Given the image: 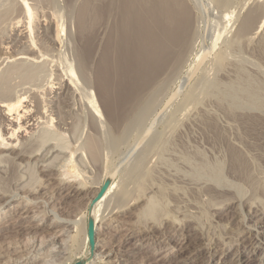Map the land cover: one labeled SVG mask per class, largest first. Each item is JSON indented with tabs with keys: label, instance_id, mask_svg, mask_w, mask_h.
I'll return each mask as SVG.
<instances>
[{
	"label": "rangeland",
	"instance_id": "obj_1",
	"mask_svg": "<svg viewBox=\"0 0 264 264\" xmlns=\"http://www.w3.org/2000/svg\"><path fill=\"white\" fill-rule=\"evenodd\" d=\"M26 1L34 13L31 34L22 0H0V104L17 96L32 106L34 98L44 100V117L51 114L54 120L52 128L44 118L29 134L16 133L25 149L46 145L37 156H23L18 145L0 149V187L9 190L0 195V264H264V151L244 133L250 115H264V23L258 29L257 19L252 32L244 31L261 0H176L177 9L187 13V45L117 128L94 89L93 70L107 36L114 42L119 37L118 0H108L110 14L93 28V51L83 67L77 14L87 5L96 10L104 0ZM145 8L138 7L139 14ZM57 29L62 30L56 40ZM201 44L212 49L198 65ZM30 51L36 53L33 62L5 59ZM200 73L204 86L196 82ZM184 79L185 85L180 83ZM177 91L171 102L168 97ZM5 114H0V135L23 125ZM83 144L92 148L94 159L75 154L72 164L91 188L76 196L67 185L61 188L60 180L69 151ZM236 155L247 163L244 177L232 168ZM112 174L102 197L108 202L101 198L94 205V251L89 255V199Z\"/></svg>",
	"mask_w": 264,
	"mask_h": 264
},
{
	"label": "bare ground",
	"instance_id": "obj_2",
	"mask_svg": "<svg viewBox=\"0 0 264 264\" xmlns=\"http://www.w3.org/2000/svg\"><path fill=\"white\" fill-rule=\"evenodd\" d=\"M112 1V0H111ZM111 1L110 3L108 2V0H104L102 1L100 4L98 5V7L96 8V10L94 8L88 7L87 8H82L78 11L77 14V31H78V37L81 42V47L79 50V56L78 58L80 59V64H82L84 66L88 65V62L90 61V54H91V50L90 49V41L93 39H90L92 37H90V35L92 34V32H94L95 30L93 29L97 23H100L104 20L105 15H107L109 13V10H111ZM260 1V0H259ZM108 2V3H107ZM178 2V1H177ZM195 2V1H194ZM201 2V1H200ZM207 2V1H206ZM176 0H118L115 2L114 5H116L117 8V12H118V18H119V26H120V32H119V37L117 38V41H107L100 56L99 59L96 63V65L94 66V70H93V85H94V89L96 90V93H98L97 95H99L98 98H101L104 102V111H105V115L108 118L109 121H111V123H114L116 126H114V128L122 122L126 121L127 118H129V116L138 108V106L141 104V102L143 101V94L146 92V90H148L154 83L155 81L168 69V67L171 65L172 60L176 59L178 56V52H180L182 50V48H185L186 42H187V32H188V28L187 27V13L185 11H183L184 9H182V7L180 8L181 10L177 9V7L175 6ZM199 4L198 1L195 2V4ZM203 3V2H202ZM258 3V2H257ZM255 4V3H254ZM86 5V4H85ZM92 5V4H91ZM95 5V4H94ZM113 5V6H114ZM147 7V9L145 8L144 10H146V13L144 15L139 14V12L142 10H138V7L142 6L143 8ZM97 6V5H95ZM201 6V5H200ZM254 6V5H253ZM257 6V5H256ZM259 7H261V9L259 11H257L256 13L252 14L249 16V18L247 19V22L244 26V31H248L249 30L252 32L251 28L253 27V25L255 26V23L257 24V22L259 24L258 25V29L261 27V25L264 23V0H261V3L258 4ZM257 6V7H258ZM21 7V6H20ZM85 7V6H83ZM180 6H178L179 8ZM197 7V5H196ZM206 7V6H204ZM256 7V8H257ZM90 8L89 10L92 11H87V9ZM203 8V7H202ZM113 9V8H112ZM179 10V11H178ZM199 10V9H198ZM204 10V9H203ZM258 10V8H257ZM33 10H31L28 2L26 0H22V12L23 14H25V18L27 19V23L25 26V29L28 30V32L31 34V23L34 19V13L32 12ZM21 12V14H22ZM144 12V11H143ZM203 12V11H202ZM92 16H90V14ZM157 13L156 15H153ZM186 13V14H185ZM201 13V12H199ZM207 13V12H205ZM41 14V13H40ZM50 14V13H49ZM54 14V13H53ZM110 14V13H109ZM137 14V16L140 17H146L148 19V21L146 19H140L143 20L144 22L142 23H146L149 24L150 27H152V31H153V40L154 42H159L158 40H160V46L158 45V47H155L152 49V51L150 52L151 55H141V49H140V44H137V37L135 36L134 33V28H135V23L132 20L133 15ZM56 15V14H55ZM89 15V16H88ZM155 16V17H152ZM37 16V15H36ZM110 16V15H109ZM53 17V16H51ZM248 17V16H247ZM24 18V17H23ZM57 18V16H56ZM55 18V19H56ZM88 18V19H87ZM189 18V17H188ZM17 19V18H16ZM49 19V18H48ZM54 19V20H55ZM202 19V17H201ZM259 19V21L257 20ZM19 20V18H18ZM21 20V19H20ZM46 20V19H45ZM93 21L91 23L92 26H90V24L88 23V21ZM146 20V21H145ZM257 20V22H256ZM201 22V21H200ZM225 22V21H224ZM17 23V22H16ZM22 24V22H20ZM35 23V22H34ZM33 23V24H34ZM56 23V22H55ZM58 23V22H57ZM56 23V24H57ZM89 25H88V24ZM205 23V22H204ZM18 24V23H17ZM16 24V25H17ZM190 24V23H189ZM207 24V22H206ZM209 24V23H208ZM15 25V26H16ZM23 25V24H22ZM214 25V24H213ZM19 26V24H18ZM17 26V27H18ZM23 26V27H24ZM56 26V25H55ZM58 26V25H57ZM61 26V25H60ZM189 26V25H188ZM196 26V25H195ZM206 26V25H205ZM212 26V25H211ZM22 27V26H21ZM19 27V28H21ZM89 29H88V28ZM210 27V25H209ZM59 28V27H58ZM200 28V27H199ZM264 28V27H263ZM205 29V28H202ZM216 29V28H215ZM62 30V29H61ZM60 30V31H61ZM94 30V31H92ZM209 30V29H208ZM254 30V29H253ZM19 31V30H17ZM60 31L59 29H57L55 31V35L54 38L57 40L59 35H60ZM216 31V30H215ZM222 31V30H221ZM264 31V29H263ZM199 32V31H198ZM203 32V31H202ZM207 32V31H206ZM22 33V32H21ZM221 33V32H220ZM250 33V32H249ZM29 34V36H30ZM123 34H126V36H128L127 40H123L122 36ZM198 34V33H196ZM28 35V34H27ZM243 35V34H242ZM262 36V35H261ZM50 37V36H49ZM201 37V36H200ZM199 37V38H200ZM30 38V37H29ZM203 38V37H202ZM206 38V37H205ZM33 39V38H32ZM60 39V38H59ZM195 39V38H194ZM201 39V38H200ZM30 41V40H29ZM207 41V40H206ZM93 42V41H92ZM201 42V41H200ZM199 42V43H200ZM34 44V43H32ZM48 45V44H47ZM34 46V45H32ZM93 46V45H92ZM201 52H198L200 55H198L199 57L195 58L197 59V64H201L203 62V60H205L206 57H208L207 55L209 54L210 50L212 48H208L207 46H205L204 44H201ZM264 46V45H263ZM35 48V46H34ZM93 48V47H92ZM110 49L112 50V54L110 52ZM254 49V48H253ZM40 50V49H39ZM264 50V49H263ZM1 51V50H0ZM139 51V53L137 52ZM197 51V50H196ZM40 53V52H39ZM257 53V52H256ZM8 55V54H7ZM19 56V57H18ZM42 57V56H41ZM141 57L149 63L148 65L144 66L143 63H141ZM7 59H14L16 61L19 60H29L31 62L35 61L37 59L36 57V53L35 52H24V53H14L11 55H8V57L5 58ZM4 59V60H5ZM209 59V58H208ZM263 60V59H262ZM2 61V60H1ZM210 61V60H207ZM234 61V60H233ZM9 62V61H6ZM11 62V61H10ZM13 62V60H12ZM15 62V61H14ZM77 62V60H76ZM259 62V61H258ZM3 63V62H2ZM205 63V62H204ZM203 63V64H204ZM208 63V62H207ZM206 63V65H207ZM151 64V66L148 68V66ZM206 65L204 66L205 68L202 69V71L206 69ZM70 66V65H69ZM197 66V65H196ZM70 67V71H71ZM81 68V67H80ZM85 69V68H84ZM191 69V68H190ZM193 69V68H192ZM195 69V68H194ZM193 69V70H194ZM74 70V69H72ZM197 70V69H196ZM67 70H65L66 72ZM199 71V70H198ZM72 72V71H71ZM192 72V71H191ZM190 72V73H191ZM195 72V71H194ZM67 73H70L69 71ZM73 73V72H72ZM75 73V72H74ZM73 73V74H74ZM203 73V72H201ZM200 73L199 77L196 79V82H201L204 80V75H202ZM255 73V72H254ZM62 74V73H61ZM72 75V74H69ZM193 75V74H192ZM75 76V75H74ZM77 76V74H76ZM190 76V75H189ZM66 77V76H65ZM71 77V76H70ZM182 77V76H181ZM186 78V77H185ZM72 79V78H71ZM71 79H69L71 81ZM182 79V78H181ZM63 80V79H62ZM69 81V82H70ZM78 81V80H76ZM185 79L180 83H184ZM72 82V81H71ZM188 82V81H187ZM74 83V80H73ZM55 84V83H54ZM69 84V83H68ZM75 84V83H74ZM203 84V83H202ZM205 84V83H204ZM203 84V86H204ZM72 85V83H71ZM76 85V84H75ZM74 85V86H75ZM202 86V85H201ZM57 87V86H56ZM60 87H62V84H60ZM181 87V86H180ZM65 88V86H64ZM184 87H182L183 90ZM198 88V87H197ZM254 88V87H253ZM57 89V88H55ZM62 88L58 87V90H61ZM251 89V88H250ZM177 90V89H176ZM181 90V91H182ZM253 90V89H252ZM249 91V90H248ZM254 91V90H253ZM259 91V90H257ZM251 92V91H250ZM178 93L181 92H175L172 94V96L170 95L168 98H170V101L175 98L177 96ZM236 92H234L235 94ZM24 94V93H23ZM246 94V91H245ZM253 94V93H252ZM261 94V93H260ZM263 94V93H262ZM88 95V94H87ZM91 95V93H90ZM7 96V95H6ZM92 96V95H91ZM237 96V95H236ZM239 96V95H238ZM263 96V95H262ZM1 97V96H0ZM43 97V96H42ZM88 97V96H87ZM94 97V96H93ZM220 97V96H219ZM247 97V95H246ZM245 97V98H246ZM258 97V96H257ZM12 98V97H10ZM235 98V97H234ZM260 98V97H259ZM13 99V98H12ZM100 99V100H101ZM2 100V99H0ZM90 100V99H89ZM92 100V99H91ZM174 100V99H173ZM251 100V99H249ZM257 100V99H255ZM264 100V97H263ZM30 101V100H29ZM44 101V100H43ZM43 101L40 102L38 100H34L31 103H34V106H32L31 104H28L29 102L27 101L25 96H17L16 99L9 101V100H4L2 101V103L0 104V110L2 109V113L1 114V118L2 116L7 115V117H14V119L16 121H21L23 120V125L18 124L17 128L14 129L13 132H7L5 134L4 131L2 133V135H0V149L2 150H6L12 148V149H16L19 146H22V148L20 149V153L23 154H28L27 157H31L32 154L36 153V156L38 155L37 153L39 152V149L41 147H43L44 144L38 145L36 147H33L31 145V147H28L29 149H25L23 146V142H21L20 140L22 139V137L20 138L19 135V131H21V133L29 134L28 131H31L35 128V126H37L39 123H41V120H43L44 118L46 119L45 121V125H47V127H51L52 121L54 120L53 115H45V106H43ZM169 101V102H170ZM259 101V100H258ZM262 101V99H261ZM1 102V101H0ZM60 102V101H59ZM94 102V101H93ZM96 102V101H95ZM103 102H101L103 104ZM167 102V101H166ZM172 102V101H171ZM235 102V101H234ZM249 102V101H248ZM251 103H253L252 101H250ZM236 103V102H235ZM255 103V102H254ZM260 103V102H259ZM264 103V102H263ZM26 104V105H25ZM92 105V104H91ZM189 105V104H188ZM259 105V104H258ZM165 106V105H164ZM237 106V105H236ZM245 106V105H244ZM253 106V105H252ZM256 106V104H255ZM254 106V107H255ZM260 106V105H259ZM263 106V105H262ZM261 106V107H262ZM166 107V106H165ZM170 107V106H169ZM186 107V106H185ZM222 107V106H221ZM246 107H251V106H247ZM230 108V107H229ZM253 108V107H252ZM256 109V108H255ZM254 109V110H255ZM260 108L256 109V111H258ZM114 110H117V114L114 113ZM187 110V109H186ZM251 110V109H250ZM253 110V109H252ZM262 110V109H260ZM188 111V110H187ZM227 111V110H226ZM255 111V112H256ZM263 111V110H262ZM136 112V111H135ZM261 112V111H259ZM264 112V111H263ZM52 113V112H51ZM94 113V112H93ZM234 113V112H233ZM55 114V113H53ZM259 114V113H258ZM264 114V113H263ZM96 115V114H95ZM249 115V114H248ZM260 115V114H259ZM94 116V115H93ZM156 117V116H155ZM161 117V116H160ZM249 117V116H248ZM4 118V117H3ZM250 121L248 123V127L246 132H244L246 134V136L249 139L253 140V145H255L254 147H259L260 149H262L264 151V115H255L252 114L250 115ZM7 121V120H5ZM32 121L31 125H28L30 122ZM135 121V120H134ZM93 122V121H92ZM98 122V120H97ZM101 122V120L99 121ZM156 122V121H154ZM247 122V121H246ZM15 123V122H14ZM21 123V122H20ZM43 123V122H42ZM62 123V122H61ZM44 124V123H43ZM98 124V123H96ZM100 124V123H99ZM120 124V125H121ZM153 124V123H151ZM8 125H11V123H9ZM13 125V124H12ZM15 125V124H14ZM28 125V126H27ZM60 125V124H59ZM62 125V124H61ZM16 127V126H14ZM13 127V128H14ZM25 128V129H23ZM37 128V127H36ZM52 128V127H51ZM102 128V127H101ZM144 128V127H143ZM151 128V127H150ZM28 129V130H27ZM145 129V128H144ZM46 130V129H45ZM148 129L146 130L147 133H149ZM60 131V130H59ZM245 131V130H244ZM17 133V134H16ZM146 133V134H147ZM33 134V133H32ZM45 134V133H44ZM41 135V134H40ZM48 135V134H47ZM58 135V134H57ZM61 135V134H60ZM65 135V134H64ZM144 134H142L143 136ZM31 136V135H30ZM45 136V135H44ZM145 136V135H144ZM25 137V136H24ZM66 137V136H65ZM6 138L7 140H9L8 142H6ZM29 138V137H28ZM44 138V137H43ZM51 138V137H50ZM54 138V137H53ZM63 138V137H62ZM136 138V137H135ZM247 138V139H248ZM37 139V138H36ZM45 139V138H44ZM61 139V138H60ZM11 140V141H10ZM136 140V139H135ZM140 140V139H139ZM138 140V141H139ZM242 140V139H241ZM36 141V140H34ZM66 141V140H65ZM78 141V140H77ZM88 141V139H87ZM250 141V140H249ZM44 143H46L45 141H42ZM60 142V141H59ZM62 142V141H61ZM10 143V144H7ZM19 143V144H18ZM28 143V142H26ZM49 143V142H48ZM51 143V142H50ZM64 143V142H63ZM86 143V142H85ZM134 143V142H133ZM138 143V142H137ZM32 144V143H31ZM35 144V143H34ZM47 144V143H46ZM59 144V143H58ZM73 144V143H72ZM87 144V143H86ZM91 144V145H90ZM95 144V143H93ZM139 144V143H138ZM18 145V146H17ZM27 145V144H25ZM63 145V144H62ZM88 145L92 146V141L91 143L88 142ZM96 145V144H95ZM135 145V144H133ZM131 145V146H133ZM17 146V147H16ZM46 146V145H44ZM52 146V145H51ZM68 146V145H67ZM70 146V145H69ZM68 146V148H69ZM137 146V145H136ZM96 148V146H94ZM232 147V146H231ZM253 147V146H252ZM49 148V147H48ZM53 148V147H51ZM59 148V147H58ZM71 148V147H70ZM55 149V148H54ZM53 149V150H54ZM63 149V148H61ZM1 150V151H2ZM52 150V152H53ZM68 150V149H67ZM70 150V149H69ZM132 150V148H131ZM238 150V149H237ZM254 150V149H253ZM17 151V150H16ZM19 151V150H18ZM55 151V150H54ZM236 151V150H235ZM255 151V150H254ZM49 150L47 153L45 154H49ZM59 152V151H58ZM68 152V151H67ZM233 152V151H232ZM18 153V154H20ZM69 158H67V160L69 161V163L67 166L63 167V178L65 176V179L62 178V182H64V185L61 186V188H63V186L65 187L67 185V190L69 191V189H71V191H75L74 195L76 196H80L82 194V192H87L89 191V189L91 188L85 181L80 180V173H78V170L76 171V167L73 166V157L75 154H77L75 157H78L79 155L83 156L84 154L86 155H93V156H87L89 158H93L94 159V152H92V148L88 147L87 145L83 144V147L81 146L80 148H74L71 149V152L69 151ZM20 154V155H22ZM233 154V153H232ZM235 155V153H234ZM4 156V155H3ZM26 156V155H25ZM245 156V155H244ZM42 157V156H41ZM45 157V155H44ZM53 157V156H52ZM68 157V155H67ZM84 157V156H83ZM82 157V158H83ZM86 157V156H85ZM84 157V158H85ZM241 156H233V161L230 159V161L233 162L232 164V168L234 166V171L236 172V174L240 177H244L243 174H246V170H245V165L247 164L245 162L244 164V160H241L240 158ZM3 158V157H2ZM2 158L0 159V163L3 162ZM6 158V157H4ZM56 158V157H55ZM66 158V157H65ZM80 158V156H79ZM9 159V158H8ZM88 159V158H87ZM92 159V160H93ZM243 159V158H242ZM2 160V161H1ZM5 160V159H4ZM63 160V159H62ZM91 160V161H92ZM7 161V159H6ZM55 161V160H54ZM64 162H66L65 160H63ZM90 161V160H89ZM76 162V161H75ZM9 163V161L7 162ZM12 163V162H11ZM14 163V161H13ZM12 163V164H13ZM64 164V163H63ZM65 164V165H66ZM10 165V163H9ZM17 165V164H16ZM49 165V164H48ZM52 165V164H51ZM27 166V165H25ZM64 166V165H63ZM17 167V166H16ZM48 167V166H47ZM46 167V168H47ZM75 167V168H74ZM248 167V166H247ZM11 168H13V166H9L7 168V170L9 169V171L11 170ZM15 168V166H14ZM19 168V167H18ZM33 168V167H32ZM49 168V167H48ZM62 168V169H63ZM231 168V167H230ZM46 170V169H45ZM245 170V173H244ZM14 171V169H13ZM34 171V170H33ZM57 171V169H56ZM62 172V171H60ZM5 173V172H4ZM11 173V172H10ZM13 173V172H12ZM228 173V172H227ZM57 174L60 175V173L57 172ZM8 175H11L8 173ZM18 175V174H17ZM234 175V174H233ZM14 176V175H13ZM12 176V177H13ZM61 176V177H62ZM82 176V174H81ZM2 177V176H1ZM6 177V176H5ZM11 177V178H12ZM15 177V176H14ZM19 177V175H18ZM113 174L112 176H108V180H113ZM231 177V175H230ZM59 178V177H58ZM80 178V179H79ZM83 178V176H82ZM113 178V179H112ZM235 178V176H234ZM9 178L7 177V180ZM13 179V178H12ZM36 179V178H35ZM85 179V178H84ZM107 179V178H106ZM238 179V178H237ZM249 179V178H248ZM5 180V179H3ZM14 180V179H13ZM19 180V179H18ZM10 181V180H9ZM37 181V180H36ZM96 181V180H95ZM240 181V180H239ZM60 182V183H62ZM117 182V181H116ZM251 182V181H250ZM2 183V182H1ZM7 183V181L5 182V184ZM9 183V182H8ZM36 183V182H35ZM249 183V182H248ZM10 184V183H9ZM11 184L12 181H11ZM76 185V186H74ZM236 185V184H235ZM9 186V185H8ZM12 186V185H11ZM45 186V185H44ZM102 186V185H101ZM113 186V185H112ZM13 187V186H12ZM114 187V186H113ZM6 189L0 187V189H3L5 191H2L0 193V195H5L7 193L8 188L5 187ZM116 188V187H115ZM10 189V188H9ZM261 189V188H260ZM12 190V189H11ZM60 190V189H59ZM98 190V189H96ZM213 190V189H212ZM211 190V191H212ZM26 191V190H25ZM13 192L11 193V195H9L10 197L15 196L13 195ZM113 192V191H112ZM115 192V191H114ZM256 192V191H255ZM5 193V194H4ZM95 193V192H94ZM93 193V194H94ZM98 193V192H97ZM95 193L89 200L91 203L92 199L96 196ZM9 194V192L7 193ZM71 194V193H70ZM88 194V193H87ZM92 195V194H91ZM8 196V197H9ZM68 196V195H66ZM4 197V196H3ZM7 197V196H6ZM78 198V197H77ZM80 198V197H79ZM107 198V197H106ZM109 198V197H108ZM108 198L105 201V198L103 199V201L106 203L108 202ZM231 199V198H230ZM254 199V198H253ZM87 199H85L86 201ZM140 200V199H139ZM102 201V200H101ZM138 201V200H137ZM216 201V200H215ZM233 201V200H232ZM81 202V201H80ZM88 202V201H86ZM248 202V201H247ZM258 202V201H257ZM77 203V202H76ZM103 203V202H102ZM78 204V203H77ZM83 204V203H81ZM80 204V205H81ZM98 205V203L96 204V206ZM100 205V204H99ZM105 205V204H104ZM79 206V205H78ZM78 206H76L75 208H77ZM106 206V205H105ZM253 206V205H252ZM95 207V206H94ZM94 207L92 209L91 212V217H93V210ZM214 207V206H213ZM257 207V206H256ZM63 210V209H62ZM74 210V209H73ZM82 220V219H81ZM4 224V223H3ZM7 227V225H6ZM65 227V226H64ZM68 227V226H67ZM74 228V227H73ZM81 230H84L83 227H81ZM63 229V228H62ZM5 230V229H4ZM68 230V229H67ZM7 231V230H6ZM70 231V230H69ZM196 231V230H195ZM35 232V231H34ZM68 232V231H67ZM79 232V231H78ZM81 232V231H80ZM77 233V232H76ZM82 233V232H81ZM83 234V233H82ZM84 235V234H83ZM238 235V234H237ZM16 237V236H15ZM54 239V238H53ZM27 241V240H26ZM33 242V241H32ZM30 243V242H28ZM88 245V242H87ZM21 257V256H20ZM86 259V258H85ZM43 261V260H42ZM59 263V262H58ZM3 264V263H2Z\"/></svg>",
	"mask_w": 264,
	"mask_h": 264
},
{
	"label": "water",
	"instance_id": "obj_3",
	"mask_svg": "<svg viewBox=\"0 0 264 264\" xmlns=\"http://www.w3.org/2000/svg\"><path fill=\"white\" fill-rule=\"evenodd\" d=\"M157 13L153 14L156 15ZM152 17H155L153 16ZM140 19H142V17L139 18V16H137V14L133 15L132 20L135 23V28H134V33L135 36L137 37V44H140V49H141V55L145 54V55H151L150 52L152 51V49L155 47H158V45L160 44V40H158L159 42H154L153 40V31H152V27L149 26V24L146 23H142L144 22L143 20L140 21ZM110 35V34H109ZM109 35L107 36V39L105 41H108L109 39ZM128 36H126V34H123L122 39L123 40H127ZM104 44V46H105ZM103 46V48H104ZM160 46V45H159ZM102 48V50H103ZM102 52V51H101ZM139 53V51H137ZM141 63L144 64V66L148 65L149 61L146 62L142 57H141ZM151 66V64L148 66V68ZM110 186V180L106 179L100 190L98 191V193L96 194V196L93 198V200L91 201L89 207H88V218H87V225H86V230H87V237H88V254H92V252L94 251V239H95V228H94V221L91 217V212L92 209L94 207V205L103 197L104 193L107 191L108 187ZM82 262H77L75 264H81Z\"/></svg>",
	"mask_w": 264,
	"mask_h": 264
}]
</instances>
